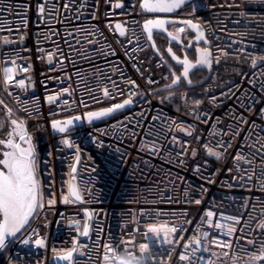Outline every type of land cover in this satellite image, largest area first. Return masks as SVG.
<instances>
[{
	"label": "built area",
	"instance_id": "obj_1",
	"mask_svg": "<svg viewBox=\"0 0 264 264\" xmlns=\"http://www.w3.org/2000/svg\"><path fill=\"white\" fill-rule=\"evenodd\" d=\"M141 2L0 0V106L30 137L44 204L0 264H55L72 249L71 264H105L106 245L140 264H264L251 259L264 255V0L167 14L203 27L210 69L191 75L201 84L160 91L180 69L153 49L144 25L160 15ZM125 100L103 121L51 129ZM73 177L80 201L69 196ZM160 225L177 228L171 243L149 231Z\"/></svg>",
	"mask_w": 264,
	"mask_h": 264
},
{
	"label": "snow or ice",
	"instance_id": "obj_2",
	"mask_svg": "<svg viewBox=\"0 0 264 264\" xmlns=\"http://www.w3.org/2000/svg\"><path fill=\"white\" fill-rule=\"evenodd\" d=\"M182 3L183 0H143L141 7L148 12L170 13L174 9L179 8ZM41 11H43V9H41ZM187 23H189L193 28L197 27V25L191 24L190 21ZM164 24L165 21L163 20H147L144 25V29L149 33V39H151L152 29H161L164 27ZM117 27L119 28L120 25H117ZM180 31H183V29H180ZM120 35H124V32L121 31ZM200 36H203L202 32L200 33ZM209 55L210 54L206 49L203 50L200 59L197 61V64H209ZM184 65L183 76L186 78L188 77L189 70L193 67V65L186 59L184 61ZM10 72V68L5 69V83L11 82L8 77V73ZM177 79H179V77ZM20 83L23 84V81H20ZM172 83H177V80H173ZM105 95H109L107 90H105ZM49 99L51 100L52 98L49 97ZM129 103H131L130 100H125L122 104L118 103L102 111L89 112L88 118L91 120L108 116L114 111L124 108L125 105ZM9 112H11V110H9ZM76 119H79V117ZM10 123L12 126H14V132L10 135L19 136L21 141H25L26 132L23 127V122L21 121L18 123L16 119H12ZM59 123V121L53 123L52 127L57 128ZM67 123L70 124L72 121L69 120ZM3 126V122H0V127ZM58 130L60 132H64L65 128L59 127ZM3 143L5 142L0 140V144ZM27 143V148H21L20 145L14 143L12 139H8L6 146L11 149V151H6L4 153V159L0 160V164L4 166V169H6V171L0 170V214H2V221H0V249H3L6 246V239L8 236H15L17 233H19L25 227V225L30 222V217H32L39 208L44 207V204L41 202L42 197L39 191L40 186L35 178L36 160L30 142V137L27 138ZM65 143H67V141H65ZM209 153L212 155H218V153L212 152L211 149H209ZM72 172H76L75 167L72 168ZM68 192L69 196L74 200L80 201L82 199L79 190L72 182L69 183ZM65 202H68V197H65ZM49 203H52V201H49ZM195 203H200V201L196 200ZM207 215L208 217H211L213 214L212 212H208ZM215 227L219 229L223 228L224 226L217 223ZM261 228L264 229V225H261ZM182 230L183 229H181V231ZM149 231L157 234L163 232L166 241L171 243L172 241L168 240V236L177 232V228L175 226L169 227L167 225L150 226ZM232 231H234L233 228H228L226 234L230 235ZM82 235H88L87 222L84 224ZM192 242L197 244L200 243L199 239L196 238H194ZM24 243H28V241L25 240ZM35 243L38 246H44V241L41 239H37ZM219 246L222 248L230 247V245H228L226 242H222ZM105 248V264H109V261H111V264H117V262L118 264H140V260L127 249L124 250V255L122 256L119 251V246L106 245ZM146 248V245H141L140 251L144 252L146 251ZM74 251L75 249L69 250L60 255L59 258L63 260H71ZM226 254L227 253H225V255ZM179 259L185 260L187 257L181 255ZM251 259H264V255L252 257Z\"/></svg>",
	"mask_w": 264,
	"mask_h": 264
},
{
	"label": "water",
	"instance_id": "obj_3",
	"mask_svg": "<svg viewBox=\"0 0 264 264\" xmlns=\"http://www.w3.org/2000/svg\"><path fill=\"white\" fill-rule=\"evenodd\" d=\"M192 1H194V0H183V3L181 4V6L179 8L174 9L170 13H173L175 11H178V10L184 8L186 5H188ZM142 3H143V0H142L141 4ZM146 12H148V11H146ZM148 13L160 15L157 18H152V19H149V20H163V21H165V24H164V27L163 28H161V29H155V28L152 29L150 42L152 44L153 49L156 51V53L159 56H163V54L160 53L159 50L157 49V46H156V43H155V39H154V34H164L167 37V39H168V45H167V47L165 49V53H166L167 57L170 59V61L175 66L181 68L180 74H176L174 72V70L171 68L173 80H177V83L173 84L172 82H170L169 84L164 85V86L156 89L155 91L174 89V88L178 87L181 84L182 81H184L185 84L188 87H193V86H196L198 84H201L204 81V79L201 80L200 82L196 83V82H193L192 81L191 75H192V73L194 71H196L198 69H204L206 71H208L210 69V63L207 64V65H199V64H197V61L200 59V56H201L203 50L206 49L209 52V54H210L209 55V59H210V56H211V51L209 49V42H208V40L206 38L205 31H204L203 27L199 23L193 22V21L188 20V19L171 18V17L166 16L167 14H170V13H159V12H148ZM189 21L191 22V24L197 25V27L196 28L191 27L190 24L187 23ZM172 24H182V25H185L187 27L189 33L192 35L191 40L187 44L184 43L182 37H180V36L174 34L173 32H171V30H170L169 27ZM201 32L203 33V36L202 37L200 36V33ZM147 34H148V37H149V33L148 32H147ZM173 44H178V45H180L182 47V52H183V55L182 56H179L174 51V49L172 47ZM193 46H194V49H195V60L191 59L187 55V53H186V49H192ZM185 59L189 63H191L193 65V67L189 70L188 77H186V78L183 76V71H184V66H185L184 65ZM178 77H179V79H177ZM189 81H190V83H189ZM130 106H131V104L129 103V104L125 105L124 108L119 109V110H116L113 113H111L110 115L105 116V117H101L99 119H91V120H89V118H88V113L89 112H87L83 116H81V115H74V116H70V117H66V118L56 119V120H53L51 122V129H52L53 133H55V134L65 133L66 131L71 130V129L76 128V127H79V126L83 125L84 123L99 122V121H103L105 119H108L110 117H113L114 115L123 112L124 110H126ZM104 109H107V108L96 109V110H92L90 112H99V111H102ZM6 116L9 118V121L10 122H11L12 119H14L7 112H6ZM77 117H79V119H76ZM69 120H71L72 123H70V124L67 123ZM57 121H59L60 123L58 124L57 128H53L52 127L53 123H55ZM17 122L19 123L18 120H17ZM59 127H64L65 128V131L64 132H60L58 130ZM13 132H14V126L10 125V133H13ZM14 136H16V135H14ZM10 139H12L14 143L19 144L21 148H27L28 147L27 139H25V141H21L19 139V136H17V140H15L12 136L10 137ZM4 142L5 143H3V145L6 147L7 140L4 141ZM43 150H46V149L43 148ZM7 151H11V149H9ZM5 152L6 151H4V153ZM4 153H3V157H2L1 160L4 159ZM76 166H77V164L74 167L76 168ZM0 170L6 171V169H4V167H0ZM72 183H74L75 186L77 187L75 177H74V180L72 178ZM0 221H2V214H0ZM86 222H87V225H88V234H89L90 227H91V216H90V214L88 212H87V221ZM15 236H8L7 237V239H6V246L3 249H0V256L3 253V251L6 249L7 245L11 242V240ZM87 236L83 235V238L82 239L86 238ZM74 254H75V251L73 252V255ZM59 256L60 255L56 256V258H55V264H71L73 256H72L71 260H63V259H60Z\"/></svg>",
	"mask_w": 264,
	"mask_h": 264
},
{
	"label": "rangeland",
	"instance_id": "obj_4",
	"mask_svg": "<svg viewBox=\"0 0 264 264\" xmlns=\"http://www.w3.org/2000/svg\"><path fill=\"white\" fill-rule=\"evenodd\" d=\"M201 4H202V0H194L191 2V5L195 11H199L201 9ZM180 29H183V31H180ZM170 30L174 34L182 37L187 43L191 40V35H190V33H189V31L185 25L172 24V25H170ZM191 53H193V52H191ZM201 70L198 69L197 72L195 73V75L201 73ZM192 89L196 90L197 88L194 87ZM0 122H3V124H4L3 127H0V137H2V135H1L2 132H5L6 127L11 125L9 118L6 116V111L2 106H0ZM0 146H2V144H0ZM2 147L5 148V146H2ZM2 157L3 156H1L0 160L2 159ZM0 167H4V166L2 164H0Z\"/></svg>",
	"mask_w": 264,
	"mask_h": 264
},
{
	"label": "flooded vegetation",
	"instance_id": "obj_5",
	"mask_svg": "<svg viewBox=\"0 0 264 264\" xmlns=\"http://www.w3.org/2000/svg\"><path fill=\"white\" fill-rule=\"evenodd\" d=\"M170 28V27H169ZM191 35V34H190ZM158 37H159V34H154V39H155V43H156V46H157V49L159 50V52L160 53H164L165 52V49H166V47H167V45H168V39H167V41L165 42V43H163V42H160L159 40H158ZM191 38H192V35H191ZM183 39V38H182ZM183 41H184V43L185 44H187V42L183 39ZM172 47H173V49H174V51L179 55V56H182L183 55V52H182V47L180 46V45H178V44H173L172 45ZM191 52H193V53H191ZM195 49H194V46H193V48L192 49H186V53H187V55L191 58V59H193V60H195ZM180 69L181 70V68L180 67H176V69ZM201 70V69H200ZM202 71V70H201ZM197 72V70L196 71H194L193 73H192V77H194L195 76V73ZM10 125L9 126H7L6 127V130H5V132H2V137H0V140H3V141H6V140H8V139H10V137L12 136L15 140H17V136H14V135H10V134H12V133H10ZM9 134V135H8ZM2 146H4L3 144H2ZM2 146H0V155L1 156H3V153H4V151H7V150H9V148L6 146L5 148H3ZM1 156H0V158H1Z\"/></svg>",
	"mask_w": 264,
	"mask_h": 264
},
{
	"label": "trees",
	"instance_id": "obj_6",
	"mask_svg": "<svg viewBox=\"0 0 264 264\" xmlns=\"http://www.w3.org/2000/svg\"><path fill=\"white\" fill-rule=\"evenodd\" d=\"M191 8H192L191 3H189L188 5L185 6L186 10H191ZM205 74H206V72L203 73V76H205Z\"/></svg>",
	"mask_w": 264,
	"mask_h": 264
}]
</instances>
